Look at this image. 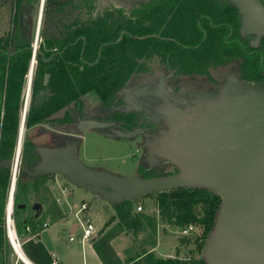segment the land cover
Segmentation results:
<instances>
[{
    "label": "trees",
    "instance_id": "16d2710c",
    "mask_svg": "<svg viewBox=\"0 0 264 264\" xmlns=\"http://www.w3.org/2000/svg\"><path fill=\"white\" fill-rule=\"evenodd\" d=\"M29 1L13 0V4L19 12ZM18 16L15 14V20ZM43 25L39 43L43 55L37 53L28 129L44 124L69 131L86 117L134 130L141 125L144 110L129 108L123 98L131 85L145 83L142 78L152 71L161 70L162 77L168 74L170 81L178 76L199 77L203 91L213 84L222 86L223 79L215 72L228 68H234L244 83L264 85V35L253 43L254 36L243 32L237 4L230 0H141L133 5L118 0H45ZM18 38L12 33L0 38V162L14 157L21 97L32 59L31 43H18ZM12 46L16 52L6 54ZM93 105H97L96 112H92ZM100 110L109 115L100 117L96 114ZM23 146L21 163L32 169L39 157L36 144L26 138ZM139 173L143 178L165 175L156 167L140 166ZM21 175L28 176L25 171ZM10 176L11 167L0 165V247L4 244L2 223ZM50 176L40 174L28 183H17L14 214L27 209L32 193L38 195L42 190L40 179ZM145 197L156 198L159 215L170 224L199 226L201 235L195 234L194 240L197 251L203 252L216 224L220 195L203 186H180ZM138 200L115 202V215L109 221L121 220L134 234L147 231L157 235V216L135 212ZM36 220L35 214H30L21 224L32 225V232L37 233ZM141 256L147 264H208L203 253L188 260L158 257L149 250H142ZM138 257L129 264H138Z\"/></svg>",
    "mask_w": 264,
    "mask_h": 264
},
{
    "label": "water",
    "instance_id": "95a60500",
    "mask_svg": "<svg viewBox=\"0 0 264 264\" xmlns=\"http://www.w3.org/2000/svg\"><path fill=\"white\" fill-rule=\"evenodd\" d=\"M230 1L237 4L246 32L264 35V2ZM44 6L45 0L34 2L32 18L31 8H26L21 21L22 39L28 37L32 21L38 26L37 31L40 29ZM101 52L102 47L99 57ZM36 53L43 55L38 48ZM231 79L234 85L228 87L226 82L216 92V102L207 110L162 113L168 129L161 138L156 137L159 146L156 152L175 165L178 172L174 174L143 178L92 168L82 160L76 147L67 157L69 146L36 148L42 162L30 169L21 163L22 151L18 153L21 126L15 157L1 161L0 165L11 167L17 163L19 170L31 177L61 175L68 183L115 202L180 186L209 188L220 195L222 203L206 240L203 258L208 264H264V86L242 82L235 71ZM164 84L161 81L163 90ZM205 94L201 97L205 98ZM204 100L200 98L199 102ZM26 106L25 103L20 125H25ZM113 125L97 118H80L77 129L82 133L75 135L81 139L92 130ZM145 131L142 127L120 129L117 134L132 138ZM31 208L36 218L43 211L41 202H34Z\"/></svg>",
    "mask_w": 264,
    "mask_h": 264
},
{
    "label": "rangeland",
    "instance_id": "374dc122",
    "mask_svg": "<svg viewBox=\"0 0 264 264\" xmlns=\"http://www.w3.org/2000/svg\"><path fill=\"white\" fill-rule=\"evenodd\" d=\"M118 1L122 3L123 5H133L137 2H140L141 0H118ZM14 13H15V7H14L12 0H0V38H3L6 35H9L11 33L12 34L15 33V27L13 29L14 24L11 22V19ZM16 25L17 24H15V26ZM37 27H38L37 25H34V21L30 23L29 34L26 39L31 43L32 47L35 44L39 45L40 41L42 40L41 32H42V28L44 27L43 18L41 20L40 29L38 30L39 31L38 38H37V32H38ZM252 35L254 36V38L252 39V41H254L253 43L257 44V41L259 40V37L262 34L255 32ZM25 42H26L25 39L18 38V43H25ZM37 63L38 62H36L34 66L33 78H32V88H33L34 76L36 72ZM233 69L234 68H228L224 71L219 70L215 72V74L218 77L223 79L222 86H215V88L212 89L211 91H208V93L211 92V94H214L215 96L216 92L221 87H223L226 82H229V84L227 85L228 87H230L231 85H234L233 83H230L232 82L231 76L234 73ZM27 76L28 75H26L25 77L26 78L25 84L27 81ZM193 80L194 79L190 81H193ZM195 83L196 84L189 82V80H185V79L173 80L171 82H168L167 85H164V88H167L165 92L162 88L161 81L157 82L155 80H150V81H146L145 83L139 82V83H135L131 85L132 89L129 88L127 90V93L125 94L123 99L127 103L126 106L134 110L142 108L140 105L145 99H147L146 96L152 97L151 100H153V97L157 96L160 99L162 98L161 100L163 102L164 100L165 102H167V105L165 104L166 106L163 108L159 106L160 105L159 102H158V108L156 106L157 103L153 102V104L155 105L156 112L150 106L147 109V112L151 113V115L158 114L160 109L162 110L166 109V111L170 113H178L185 109L186 110L188 109L190 112H194V111L200 112L199 110L196 109L197 106L200 107L201 105L199 102L200 98L201 100H203L206 98V96L210 94H205V98H202L201 96H204V94L196 93V95H194V97L192 98L193 100L191 101L190 99L184 97L186 94H190L189 92H191L188 90L189 88L188 86L192 87L191 89H194L200 84H202L199 82H195ZM135 85L142 87V90L139 89V87H136ZM170 86H172L173 88L172 87L170 88ZM258 86H261V85H258ZM25 87L26 86H24L22 95L25 94ZM32 88H31V95H32ZM173 89L176 90L177 94L174 93ZM202 92H206V90ZM179 93L181 94L178 95ZM0 94H1V86H0ZM30 101H31V96H30ZM163 102L162 104L165 103ZM148 104L150 105L151 102ZM1 105H2V100L0 99V108H1ZM96 106L97 105H93L92 112H96L94 110ZM96 114H99V116L102 118H106V116L109 115V112L107 113L105 110H100ZM67 129L68 128L57 127L55 131L57 133H61L59 136L63 137L64 139L68 137L67 134H63V133H67L66 132ZM120 129L122 131H125L121 127H118V129H113V128L110 129L109 126H106L102 130L99 129V130L90 131L89 133L85 134L83 138L81 139L77 135L69 136L68 137L69 139H67L65 142H59L58 145H55V146H67V147L69 146L68 150H71L72 148L76 147V150L79 152L80 157L88 166L96 167L98 169L108 170L110 172L117 173L123 176H134V175L142 176V174L139 173L140 166H143L145 168H149L154 165L160 166V168L162 169L161 171L164 174H167L173 170L174 168L173 166L175 165H173L170 161L161 157L156 152L159 148V146H156V143H157L155 141L156 138H154V140L147 139V138L145 139L140 133L136 135L135 137L125 138V140L118 139L119 135L117 134L118 133L117 131ZM108 131L110 133H107ZM69 132H72V129H69ZM79 132L82 133V130L78 129L77 133L80 134ZM25 135L27 139H29L31 142L34 141L35 144L45 143L47 140L52 139L51 133L49 132L48 128L33 127V128L26 129L24 133L23 145L25 141ZM163 141H165V139ZM49 144H52V142H49ZM55 146L44 145L42 147H55ZM23 147H22V150H23ZM56 176L60 177L61 179L60 182L62 183L61 185L63 186L60 187L58 186V184H54L55 186L54 191L56 193L61 194L64 200L67 199L69 202H71V204H73L74 202L81 203L82 199L86 198L89 200L88 201L89 212L92 209V206L97 207L99 203L102 202V200L108 201L103 211L107 217L111 215L112 213L115 215V208H114L115 201L107 200L106 198L98 194H94L83 188H79L71 183H68L67 181L64 180V178L61 175L53 174L51 177L56 178ZM30 179H31V176L29 175L22 176L21 171H20V173L18 174L17 183L20 180L24 183H28ZM46 179L44 178L40 179L41 183L45 181L47 182L48 180ZM66 186L67 188L64 190L63 187H66ZM39 200L40 198L37 199L35 194L32 193V197L27 205V209L19 210L20 212L15 214V220H16L17 225L19 222L18 229L21 235V239L24 242L23 249L25 253L32 259L35 258L36 260L45 261L47 259H50L49 256L51 252H56L57 254H59L60 251H63L62 249L67 244V236L69 235V233H67L68 232L67 230L65 231V234H62L61 230L63 229V225L53 220V218L49 219L47 213L44 211L42 215L37 219L38 222L36 221L38 223L39 229L42 230V227H44L43 225L44 221L51 220L52 224H49L50 226L48 228L43 229L44 231L46 230V232H45V237L42 241H38L36 237L33 239H30L32 237V234L30 231L25 229L24 225L21 224V221L24 220V217L27 216V213L33 212L31 208L32 207L31 203L39 201ZM139 205L143 207L142 210L137 209ZM155 206H156V198L155 197H145V196L139 198L138 202L135 205V212H145V213L154 214L155 217L157 216L156 217L157 222L159 221L161 224L166 225V227L164 228L165 235L162 241L164 244L163 246L164 249L162 248L160 249V251L156 250L155 252L157 253L155 255L158 257H163V258H169V257L174 258L175 257L179 259H186L188 255H191L194 258L201 257L203 252L200 253L196 249V244L194 240L195 235L193 236L190 233L189 235H183L181 232L182 227L174 226L170 224L167 220H165L163 217H161V215H158V212H156L157 211L156 208H154ZM70 217L72 219L74 218V212H71ZM197 233H198V236L201 235L200 228H197ZM146 238L150 240L147 241ZM141 239L146 241L147 243L143 242V244H141L142 242ZM154 240L155 241L157 240V235L152 236L147 233H141L138 239L139 246H138L137 253L140 254L142 250H148L154 244L153 243L155 242ZM89 241H92V239ZM75 242L81 244V239H77L73 241L72 243L74 244ZM102 245H104L105 248L107 247V243H103ZM162 252L164 253V255L160 256L161 255L160 253ZM33 253L35 255L34 258L31 255ZM167 253L170 254V256L166 255ZM137 263L147 264L145 257L141 259L140 261H137Z\"/></svg>",
    "mask_w": 264,
    "mask_h": 264
},
{
    "label": "crops",
    "instance_id": "0c3cea01",
    "mask_svg": "<svg viewBox=\"0 0 264 264\" xmlns=\"http://www.w3.org/2000/svg\"><path fill=\"white\" fill-rule=\"evenodd\" d=\"M262 1L264 2V0ZM243 20L244 18L242 17V23ZM242 28H243V32L247 33L245 27L242 26ZM207 91L208 90H206V92ZM206 92L201 91L199 94H204ZM21 119H22V112L20 109V124L22 123ZM20 124H19V129L21 126ZM25 129H27L26 123H25ZM46 180L48 181L43 182L44 184L42 185L41 188L42 190L40 191V193L38 195L34 193L37 199L40 198V200L36 202L42 203L43 205L42 213L45 211L49 219L53 218V220L63 225V229L61 230V233L65 234V231L68 230L67 233H69V235L67 236V244L62 249L63 251H60L59 254H57L56 252H51L49 256L50 259H47L45 261L36 260L34 258L35 256L34 253L31 254L32 257L34 258L32 259L24 251L26 257L30 261L34 262L35 264H51L53 260V254H56L62 264H129V262L132 261V259H135L136 257L139 256V254L137 253L139 246L138 239L141 233H147V231L141 232L139 234H134L132 231L128 230V228L121 220L115 219L109 221V218L114 216V214L112 213L108 217L105 215L103 209L105 208V205L107 204L108 201H103V200L102 202L99 203L97 207L92 206V209L90 210V212L92 213L91 215L94 219V223L96 225V234L92 238V241L81 240V244L76 242L73 244L72 243L73 241H70L69 237L78 230V226H79L75 218L76 208L73 207H75L77 204L80 203L74 202L73 204H71V202H69L67 199L64 200L61 194L56 193L54 191V187H55L54 184H58V186L60 187L63 186L61 185L62 183L60 182L61 181L60 177L56 176V178H52L50 176ZM63 188L65 190L67 186ZM83 201L88 202L89 200L83 198L81 202ZM154 208H156V206ZM71 212H74L73 219L70 217ZM156 212H158V210ZM30 214L31 215L35 214V212L33 211L31 213H27V215ZM36 221L38 222V220ZM44 223L52 224L51 220L44 221L43 224ZM49 226L50 225H48L46 228H48ZM165 227H166L165 224H161L159 222L158 230H157V240H156L157 243L153 242L154 244L148 249L149 251H152L153 253L156 254L157 253L155 252L156 250L160 251V249L163 248L164 244L162 241L165 235V231H164ZM46 228L42 227V231L40 235L36 237L38 241H42L44 239L46 230L44 231L43 229ZM30 239H33V237H31ZM149 240L147 239V241ZM143 242L147 243L146 241L142 240L141 244H143ZM103 243H107L106 248L104 247V245H102ZM160 254H159L160 256L164 255L163 252ZM166 255L170 256V254L168 253ZM143 258L144 256L138 257L137 261H140Z\"/></svg>",
    "mask_w": 264,
    "mask_h": 264
},
{
    "label": "built area",
    "instance_id": "2783aa9c",
    "mask_svg": "<svg viewBox=\"0 0 264 264\" xmlns=\"http://www.w3.org/2000/svg\"><path fill=\"white\" fill-rule=\"evenodd\" d=\"M37 44L34 45V52H33V60L30 67L31 72V80H29L30 85L28 84V78L29 74L27 76V85H26V95L24 100V106L25 103L28 105L29 103V92L32 87V78H33V71L35 66V56H36V49ZM28 88V89H27ZM27 109V106H26ZM23 114V111H22ZM27 115V111L25 112V118ZM15 157V153H14ZM22 157V153H21ZM20 173V170L18 168V164L14 163V166H11V176H10V184L7 194V201L5 205V211H4V217H3V229H4V244L2 247H0V264H35L34 262L30 261L23 249V240L21 239V235L19 233L18 225L15 220V214H14V201H15V194H16V188H17V180H18V174ZM76 212V220L78 222V230L72 234L69 239L70 241H74L76 239H81L82 241H89L91 240L94 235L96 234V225L94 223V219L91 215V213L88 210V202L83 201L80 204H77L75 207ZM138 210H142L143 207L139 205L137 207ZM44 227L46 228L49 224L44 223ZM197 228H200L197 225L194 224H188L184 227H182L181 232L183 235H195L197 233ZM25 229L30 231L32 234V237H37V233H41V229L38 227V232L33 233V227L30 224H27L25 226ZM9 251V253H8ZM191 255H188L187 258H190ZM51 264H62L59 260L58 256L56 254H53V260Z\"/></svg>",
    "mask_w": 264,
    "mask_h": 264
},
{
    "label": "flooded vegetation",
    "instance_id": "af4514ba",
    "mask_svg": "<svg viewBox=\"0 0 264 264\" xmlns=\"http://www.w3.org/2000/svg\"><path fill=\"white\" fill-rule=\"evenodd\" d=\"M13 1V0H12ZM33 4H34V1H29L28 2V7H30L31 8V10H30V16H31V18H32V15H33V13H34V8H33ZM26 8L27 7H25L24 9H23V11H22V9H20L19 10V12H17V9L15 8V13L13 14V17H12V19H11V22L14 24V26H13V29H14V27H15V33H14V35H15V38H17V37H20L21 38V21H22V17L24 16V14H25V10H26ZM21 11L23 12V14H21ZM19 13V16H18V20H15V14L17 15V13ZM43 15H44V13H43ZM17 17V16H16ZM18 22V23H17ZM15 24H17L16 26H15ZM25 40H27V39H25ZM38 43V42H37ZM34 47V46H33ZM33 47H32V59H31V63H32V60H33V52H34V49H33ZM37 48L39 49V45L37 46ZM12 52H16L15 50H14V47L12 46V47H9V50L8 51H5V53L6 54H8V55H11L10 53H12ZM35 59H36V61H35V63L36 62H38V60H37V53H36V56H35ZM31 63H30V66H29V70H28V73L26 74V75H28L29 74V78H28V84L30 85V83H29V80H31L30 78H31V72H30V67H31ZM162 71L161 70H158V71H152L151 73H148V74H145L144 75V77L142 78V80L143 81H150V80H155V81H165V84L164 85H167V83L168 82H171L169 79H170V77H169V75L167 74L166 76H164V77H162ZM137 79V78H136ZM181 79H185V80H189V82H192V83H194V84H196L195 82H199V77H191V76H178V77H175V78H173V80H181ZM192 79H194L193 81H190V80H192ZM27 85V81H26V84H25V86ZM170 85V84H169ZM136 87H139V86H137V85H135ZM215 86H217V85H210L209 87H207L205 90H208V91H211L212 89H214L215 88ZM264 86V85H263ZM166 87V86H165ZM172 86H170V88H171ZM189 88H188V90L189 91H191V92H189L190 94H186L184 97L185 98H188V99H190V101L191 100H193L192 98L194 97V95H196V93H200L201 91H203V90H200L199 88L201 87L200 85L199 86H197L196 88H194V89H191L192 87H190V86H188ZM32 88V87H31ZM173 88V87H172ZM28 89V88H27ZM139 89H141L142 90V87H139ZM166 89L167 88H165V92H166ZM174 90V89H173ZM25 92H26V87H25ZM181 92V91H180ZM174 93L175 94H177L176 93V90H174ZM181 93H179L178 95H180ZM207 94H210V95H208V96H206V98H205V100L202 102V103H200L201 105H200V107H198L197 106V110H199L200 112H202V111H204V110H207L209 107H210V105H212L214 102H216V97L214 96V94H211V92L210 93H208L207 92ZM25 95H26V93L25 94H23L22 95V97H21V112L23 111V108H24V100H25ZM30 96H31V90H30V92H29V103H28V105H27V109H26V111H27V114H28V112H29V109H30ZM147 97V99H145L142 103H141V107L142 108H140V109H143L144 110V108H145V110H144V115L140 118V120H139V123L141 124L140 126H138L137 128H140V127H142L143 129H145L146 131L142 134V136L146 139H153L154 140V138H156V137H160L161 138V136H163V134H165L166 133V131H167V129H168V124H167V122H166V120L164 119V117H163V114H162V112H165L166 111V109H160V111L158 112V114H156V115H151V113H148L147 112V109H148V107L150 106V107H152V109L153 110H155V112H156V109H155V105L153 104V102H155V103H157V108H158V102H159V106L160 107H165L166 105H167V102H165V100H164V102L159 98V97H153V100H151L152 99V97H149V96H146ZM211 101H213V102H211ZM151 102V104L149 105L148 103H150ZM162 102L164 103V104H162ZM166 104V105H165ZM29 107V108H28ZM159 107V108H160ZM140 109H136V110H140ZM134 110V109H133ZM196 110V111H197ZM27 116V115H26ZM26 120H27V118H25V123H26ZM102 120V119H101ZM103 120H105V119H103ZM108 122H111V123H115V125H113V126H109V128L111 129V128H113V129H118V127H117V123L116 122H114V121H108ZM77 125H78V121H77V123H75V126L74 127H72L71 129H72V132H69V131H66L67 133H63V134H67V136L69 137V136H74L75 134H76V132H77ZM25 126V125H24ZM21 127H22V125H21ZM33 127H41V128H48L49 129V132L51 133V136H52V141L51 140H47L45 143H38V144H36V148H38V147H42V146H44V145H49V146H55V145H58V143L59 142H65L67 139H69L68 137L67 138H64L63 139V137H60L59 135L61 134V133H57L56 131H55V129H57V128H55V126L54 125H52V126H45L44 124H38V125H36V126H33ZM33 127H31V128H33ZM82 128V127H81ZM28 129V128H27ZM21 130V129H20ZM26 130V129H25ZM102 130V129H101ZM53 133V134H52ZM107 133H110L109 131L107 132ZM146 133H148V136L146 135ZM54 138V139H53ZM25 140H26V135H25ZM25 142V141H24ZM34 142V141H33ZM49 142H52V144H49ZM35 143V142H34ZM56 147V146H55ZM70 152H72V150H69L68 151V153H67V157H69L70 156ZM39 153V152H38ZM161 159V158H160ZM163 160V159H162ZM164 161V160H163ZM34 162L36 163H34L33 164V167L34 166H37L38 164H40L42 161H41V156H40V153H39V157L38 158H36L35 160H34ZM152 167H156V168H159L160 169V171L162 170L161 168H160V166H152ZM174 168H173V170L172 171H174L175 169H177L175 166H173ZM92 168H96V167H92ZM98 169V168H97ZM171 172V171H170ZM51 176L53 175V174H50Z\"/></svg>",
    "mask_w": 264,
    "mask_h": 264
},
{
    "label": "bare ground",
    "instance_id": "6f19581e",
    "mask_svg": "<svg viewBox=\"0 0 264 264\" xmlns=\"http://www.w3.org/2000/svg\"><path fill=\"white\" fill-rule=\"evenodd\" d=\"M24 133H25V126L22 125L21 130H20V141H19V144H18V147H19V150H18L19 152L18 153H21V151H22Z\"/></svg>",
    "mask_w": 264,
    "mask_h": 264
}]
</instances>
